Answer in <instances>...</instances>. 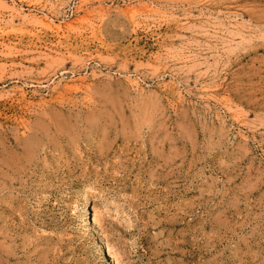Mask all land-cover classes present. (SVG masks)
<instances>
[{"label":"rangeland","instance_id":"rangeland-1","mask_svg":"<svg viewBox=\"0 0 264 264\" xmlns=\"http://www.w3.org/2000/svg\"><path fill=\"white\" fill-rule=\"evenodd\" d=\"M0 264H264V0H0Z\"/></svg>","mask_w":264,"mask_h":264},{"label":"bare ground","instance_id":"bare-ground-1","mask_svg":"<svg viewBox=\"0 0 264 264\" xmlns=\"http://www.w3.org/2000/svg\"><path fill=\"white\" fill-rule=\"evenodd\" d=\"M84 196H86V195H84ZM88 200L89 199H87L86 197H84V201H83V209H84V216L86 217V219H87V203H89L88 202ZM91 220V219H90ZM88 221V220H87ZM91 223V222H90ZM93 226V225H92Z\"/></svg>","mask_w":264,"mask_h":264}]
</instances>
